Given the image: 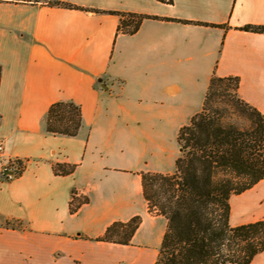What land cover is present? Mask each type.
I'll use <instances>...</instances> for the list:
<instances>
[{
    "label": "crops",
    "instance_id": "1",
    "mask_svg": "<svg viewBox=\"0 0 264 264\" xmlns=\"http://www.w3.org/2000/svg\"><path fill=\"white\" fill-rule=\"evenodd\" d=\"M48 1L191 23L147 19L118 34V15ZM260 25L264 0H0V264H156L168 222L148 211L142 174L175 172L180 129L213 75L238 77L264 114V34L242 29ZM59 101L80 106L78 135L48 133ZM13 160L23 172L4 177ZM57 164L75 171L56 175ZM74 191L88 202L72 213ZM230 206L233 227L264 220V180ZM136 216L129 244L98 240Z\"/></svg>",
    "mask_w": 264,
    "mask_h": 264
},
{
    "label": "trees",
    "instance_id": "2",
    "mask_svg": "<svg viewBox=\"0 0 264 264\" xmlns=\"http://www.w3.org/2000/svg\"><path fill=\"white\" fill-rule=\"evenodd\" d=\"M156 1L174 3V0ZM48 4L118 15V34L137 33L147 19L191 23L58 1ZM242 29L264 34L262 25ZM239 85L238 77L213 75L202 110L180 129L181 154L175 172L142 174L148 211L168 222L156 264H250L264 251V220L236 227L230 224L231 197L264 180V114L239 96ZM238 119L241 122H236ZM81 127L80 106L64 101L50 106L46 117L48 133L76 136ZM6 171L3 175L8 178ZM54 171L56 175L66 176L75 171V166L57 164ZM87 202V197L77 198L74 191L70 211L75 213ZM141 222V216L126 223L116 222L98 240L129 244ZM5 225L16 228L21 227V222L5 220Z\"/></svg>",
    "mask_w": 264,
    "mask_h": 264
},
{
    "label": "built area",
    "instance_id": "3",
    "mask_svg": "<svg viewBox=\"0 0 264 264\" xmlns=\"http://www.w3.org/2000/svg\"><path fill=\"white\" fill-rule=\"evenodd\" d=\"M5 153V146L2 142H0V161L3 159ZM24 162L20 160L10 161L9 166L6 168V174L18 175L24 170Z\"/></svg>",
    "mask_w": 264,
    "mask_h": 264
},
{
    "label": "rangeland",
    "instance_id": "4",
    "mask_svg": "<svg viewBox=\"0 0 264 264\" xmlns=\"http://www.w3.org/2000/svg\"><path fill=\"white\" fill-rule=\"evenodd\" d=\"M237 121H238V122H241L239 119H238V120H236V122H237Z\"/></svg>",
    "mask_w": 264,
    "mask_h": 264
}]
</instances>
